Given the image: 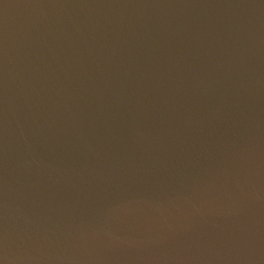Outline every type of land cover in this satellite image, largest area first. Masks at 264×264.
Returning <instances> with one entry per match:
<instances>
[{"label":"water","instance_id":"1","mask_svg":"<svg viewBox=\"0 0 264 264\" xmlns=\"http://www.w3.org/2000/svg\"><path fill=\"white\" fill-rule=\"evenodd\" d=\"M4 264H264V0H0Z\"/></svg>","mask_w":264,"mask_h":264},{"label":"snow or ice","instance_id":"2","mask_svg":"<svg viewBox=\"0 0 264 264\" xmlns=\"http://www.w3.org/2000/svg\"><path fill=\"white\" fill-rule=\"evenodd\" d=\"M0 264H4L3 258H0Z\"/></svg>","mask_w":264,"mask_h":264}]
</instances>
